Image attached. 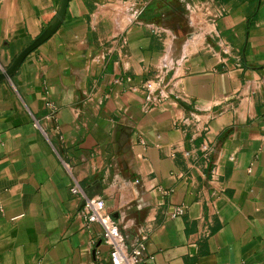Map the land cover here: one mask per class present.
I'll use <instances>...</instances> for the list:
<instances>
[{
  "label": "crops",
  "instance_id": "crops-1",
  "mask_svg": "<svg viewBox=\"0 0 264 264\" xmlns=\"http://www.w3.org/2000/svg\"><path fill=\"white\" fill-rule=\"evenodd\" d=\"M60 2L0 0V72ZM75 184L143 264H264V0H69L0 83V264H111Z\"/></svg>",
  "mask_w": 264,
  "mask_h": 264
},
{
  "label": "built area",
  "instance_id": "built-area-1",
  "mask_svg": "<svg viewBox=\"0 0 264 264\" xmlns=\"http://www.w3.org/2000/svg\"><path fill=\"white\" fill-rule=\"evenodd\" d=\"M45 108L48 117L55 118L57 107L51 102H46ZM202 151L204 152V157L209 159L208 149L202 146ZM70 193L83 202L81 214L85 220V224L87 226L97 224L102 228L103 234L101 241L109 249V261L111 264H143L142 252L145 248L144 238L136 246H128L121 228L111 215L107 213L104 200L101 197L94 196L89 198L86 192L76 184L70 188ZM162 194L167 195L168 191H162ZM184 213V206L175 207L169 214V217H180Z\"/></svg>",
  "mask_w": 264,
  "mask_h": 264
},
{
  "label": "water",
  "instance_id": "water-1",
  "mask_svg": "<svg viewBox=\"0 0 264 264\" xmlns=\"http://www.w3.org/2000/svg\"><path fill=\"white\" fill-rule=\"evenodd\" d=\"M68 3L69 0H61L58 11L56 12V15L49 23V25L14 58L11 65L7 69L0 72V83L11 79L16 74L18 68L20 67L24 59L32 51H34L37 47H39L41 44L46 42L52 35L55 34V32L58 30V28L60 27V25L64 20ZM86 194L89 198L94 196H99L100 195L99 187L94 186L89 188Z\"/></svg>",
  "mask_w": 264,
  "mask_h": 264
},
{
  "label": "trees",
  "instance_id": "trees-1",
  "mask_svg": "<svg viewBox=\"0 0 264 264\" xmlns=\"http://www.w3.org/2000/svg\"><path fill=\"white\" fill-rule=\"evenodd\" d=\"M175 0H164L165 3H168V2H174Z\"/></svg>",
  "mask_w": 264,
  "mask_h": 264
}]
</instances>
